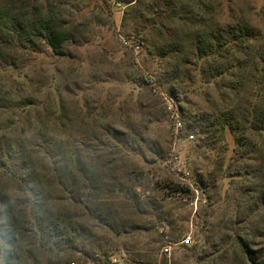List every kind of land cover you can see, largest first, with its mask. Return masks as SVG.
<instances>
[{
  "label": "rangeland",
  "instance_id": "obj_1",
  "mask_svg": "<svg viewBox=\"0 0 264 264\" xmlns=\"http://www.w3.org/2000/svg\"><path fill=\"white\" fill-rule=\"evenodd\" d=\"M7 1L0 0L4 10ZM140 1L139 12L130 10L136 4L120 0L9 1L11 11L24 12L18 22L27 31L33 30V24L47 22L65 39L59 48L63 54L53 52L42 38L24 36L14 50L6 49L1 55L13 61L9 66L0 58L2 168L8 173L20 171L22 165L28 171H43L48 162L67 160L73 152L86 163L88 156L119 148L124 164L143 172L137 190L152 208L139 221L144 229L119 235L97 231L101 246L87 249L113 254L114 264H251L236 235L252 248H264V209H255V193L244 191L253 181L243 176L229 183L228 177L221 176L224 169L217 164L227 160L233 146L228 131L206 140L177 108L182 127L180 138H172L161 97L151 85L138 83V78L147 76L165 86L168 61L156 49L157 43L153 45L154 35L145 21L158 0ZM198 1L207 7L205 18L213 26L224 25L239 9L254 27L264 24V0ZM29 17L34 20L26 23ZM135 32H140L144 45L136 54L118 37ZM189 87L177 102L193 115L206 108L205 84L195 76ZM112 128L122 133H113ZM171 153L177 159L164 165L163 159ZM62 162L68 170L74 169L71 162ZM6 171L0 168V197H16V182ZM157 220L162 224L155 226ZM187 235L189 240L182 242ZM167 245L170 249L164 252ZM5 249L0 238V264H5ZM67 257L75 264L82 262L75 253ZM259 261L264 264V251Z\"/></svg>",
  "mask_w": 264,
  "mask_h": 264
},
{
  "label": "trees",
  "instance_id": "obj_2",
  "mask_svg": "<svg viewBox=\"0 0 264 264\" xmlns=\"http://www.w3.org/2000/svg\"><path fill=\"white\" fill-rule=\"evenodd\" d=\"M9 1L6 10L0 5V58L7 57L1 55L6 49L14 50L24 36L27 40L42 38L53 52L63 54L59 50L65 39L61 31L47 22L33 24V30L27 31L18 22L24 12L11 11ZM120 1L136 4L130 10L139 12L140 0ZM207 11L198 0H158L150 7L145 21L154 35L153 45L157 43L156 49L168 57L165 86L147 76L138 78V83L147 86L155 82L174 101L191 128L204 134L206 140L228 131L233 146L227 160L217 164L219 170L224 169L221 176L228 177L229 183L235 177H250L252 187L244 191L255 193V209H264V24L262 28L254 27L239 9L238 15L224 25L216 22L213 26L211 19L205 18ZM229 12L233 15V10ZM31 18L26 23L34 20ZM132 36L135 42H142L143 49L140 32ZM6 59L4 64L13 66V61ZM195 76L205 84L206 108L192 115L177 97L191 90L189 85L195 82ZM182 101L188 102L185 96ZM112 131L122 133L118 128ZM117 143L123 146L127 142ZM118 151L116 148L111 153L88 156L86 163L73 152L67 160L62 157L59 162H48L43 171H28L22 165L20 171L8 173L0 163L16 182L14 189L21 197H0L4 263L75 264L67 257L75 253L81 264H109L111 253L102 252L100 258H95L96 252L86 248L101 246L97 231L119 235L144 229L139 221L152 208L137 190L143 172L125 165L124 154ZM62 161L71 162L74 169L68 170ZM156 223L162 224L160 220ZM236 239L246 259L263 264L259 259L264 248H252L240 235Z\"/></svg>",
  "mask_w": 264,
  "mask_h": 264
},
{
  "label": "built area",
  "instance_id": "obj_3",
  "mask_svg": "<svg viewBox=\"0 0 264 264\" xmlns=\"http://www.w3.org/2000/svg\"><path fill=\"white\" fill-rule=\"evenodd\" d=\"M118 37H119V41L121 42V44L131 48L135 52V54L139 52L140 46L142 45V42H135L133 40L132 35H130V36L119 35ZM150 85L152 87V90L159 94V96L161 97V99L165 105L168 119L170 120V122L172 124V130H171L172 138L174 140L180 138V129L182 127V120H181V117L179 115L178 109H177L174 101L171 98H169L168 95L164 91L159 90V88L155 84V82H151ZM187 137L191 139V138H193V135L188 134ZM176 159H177V155L174 153H171L169 156H167L165 159H163V164L170 166L171 164L174 163V161ZM188 240H189V236L187 235L182 239V242L186 243ZM169 249H170V245H167V246H164V248L162 250L164 252H167ZM93 256L95 258L101 257V255L97 252L94 253ZM107 260H108L109 264H114L117 262V258L113 254H110L107 257ZM70 264H74V263L71 262Z\"/></svg>",
  "mask_w": 264,
  "mask_h": 264
},
{
  "label": "water",
  "instance_id": "obj_4",
  "mask_svg": "<svg viewBox=\"0 0 264 264\" xmlns=\"http://www.w3.org/2000/svg\"><path fill=\"white\" fill-rule=\"evenodd\" d=\"M251 264H258V263L255 262L254 260H251Z\"/></svg>",
  "mask_w": 264,
  "mask_h": 264
}]
</instances>
